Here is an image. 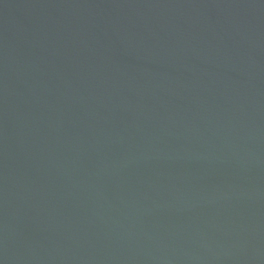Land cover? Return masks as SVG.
<instances>
[{
  "label": "water",
  "instance_id": "1",
  "mask_svg": "<svg viewBox=\"0 0 264 264\" xmlns=\"http://www.w3.org/2000/svg\"><path fill=\"white\" fill-rule=\"evenodd\" d=\"M0 264H264V0H0Z\"/></svg>",
  "mask_w": 264,
  "mask_h": 264
}]
</instances>
